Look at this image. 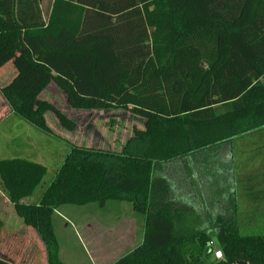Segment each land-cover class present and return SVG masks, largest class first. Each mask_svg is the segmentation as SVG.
I'll use <instances>...</instances> for the list:
<instances>
[{
  "label": "trees",
  "instance_id": "obj_1",
  "mask_svg": "<svg viewBox=\"0 0 264 264\" xmlns=\"http://www.w3.org/2000/svg\"><path fill=\"white\" fill-rule=\"evenodd\" d=\"M42 1L0 0V97L10 111L51 132L45 112L54 110L75 130L39 98L52 80L74 109L146 119L121 152L70 144L46 184L45 164L0 159L1 199L43 244L47 264H65L61 207L111 201L144 219L142 242L111 264H264V233L224 216L181 231L180 207L154 177L155 164L264 126V0H52L45 16Z\"/></svg>",
  "mask_w": 264,
  "mask_h": 264
},
{
  "label": "rangeland",
  "instance_id": "obj_2",
  "mask_svg": "<svg viewBox=\"0 0 264 264\" xmlns=\"http://www.w3.org/2000/svg\"><path fill=\"white\" fill-rule=\"evenodd\" d=\"M51 1H42L43 15L47 14ZM51 82L39 98L51 103L68 118L72 115L76 121L73 133L62 126L54 110L45 112L51 132L18 115L0 119V159L24 157L45 164L49 168L45 184L63 162L70 144L121 152L136 130L145 129L146 119L127 109L79 110L70 115L66 94ZM0 103L3 104L1 97ZM154 177L159 181L195 183V210L189 203L175 204L180 207L177 210L183 218L179 220L184 226H179L181 231L195 230L199 225L224 216L227 220H234L241 231L264 233V126L172 161L155 164ZM59 211L66 215L71 229L64 230L66 219L58 217L56 231L60 241L73 245L78 244L74 232L86 236L94 232L93 226L96 231H102V235L94 232L92 236L102 237L104 242L109 241L114 235L113 229L118 226L135 229L137 241L144 231L142 215L135 213L128 202L111 201L104 208L97 203L65 205ZM0 222L3 223L0 228L2 258L16 264L23 256L38 255L35 240L29 237L28 226L16 215L10 202L1 206ZM90 222L91 226L88 225ZM216 243L214 234L213 244ZM69 248L67 257L71 259L75 250L72 245ZM75 253L79 254L80 250Z\"/></svg>",
  "mask_w": 264,
  "mask_h": 264
},
{
  "label": "crops",
  "instance_id": "obj_3",
  "mask_svg": "<svg viewBox=\"0 0 264 264\" xmlns=\"http://www.w3.org/2000/svg\"><path fill=\"white\" fill-rule=\"evenodd\" d=\"M50 10H51V4L49 5L47 13H49ZM51 83L56 84L54 81H52ZM0 106H1L0 107V119H6L9 116L17 115L13 111H10V107L8 103L6 102V100L4 101L3 99V104L0 103ZM69 108L70 109L68 111L70 115L72 112L74 114L75 111L80 110V109H74V108L71 109L72 107L70 105H69ZM69 118L75 121V119L72 118V115L69 116ZM68 131H70V133H73L75 130H68ZM11 151H14V150H11ZM165 182L166 184H168L170 195L171 197H173L171 202L174 205L178 203L181 205L185 203H189L192 206L190 208H193V210H195V183L194 182H191L188 184H185L184 183L185 181H181V182L165 181ZM7 202H8V199L6 197L1 199V196H0V209H1V205L7 204ZM59 210L56 212L55 223L58 217H61L63 219L67 218L66 215L60 212ZM88 225L91 226V222L88 223ZM65 229L71 230L69 226L67 225V219L65 221L64 230ZM100 229H102V227ZM96 230L97 228L94 229V226H93V231L96 233H99V235H102L101 234L102 231L99 232ZM113 230H114L113 231L114 235H112L109 241H106V242H104V239H102V237L98 238V237L92 236L94 232H90L91 234L89 233V235L87 233L86 236H81L80 233L76 231L74 232V235L77 238L78 244L73 245L65 241L64 242L60 241V236L58 232L56 231V224H55V232L57 234L58 241H59L60 260L65 264H111L115 260H117L119 257L124 255L127 251L131 250L132 248H134L135 246H137L138 244L142 242L143 233H142L141 238L137 241V233H136L137 231L133 229L132 227L127 228V227L118 226V227H115ZM35 243L39 251L38 255H35L29 258H26L25 256H23L22 261L16 264H47L45 249H44L43 244L37 240H35ZM71 245L73 247V250L75 251L80 250V253L77 254L75 253V251H72L70 255L71 259H68L67 251L71 250L69 248ZM80 254L82 257L80 256Z\"/></svg>",
  "mask_w": 264,
  "mask_h": 264
},
{
  "label": "built area",
  "instance_id": "obj_4",
  "mask_svg": "<svg viewBox=\"0 0 264 264\" xmlns=\"http://www.w3.org/2000/svg\"><path fill=\"white\" fill-rule=\"evenodd\" d=\"M213 257H214V259H217V260L223 259V253H222L221 249H215L213 251Z\"/></svg>",
  "mask_w": 264,
  "mask_h": 264
},
{
  "label": "water",
  "instance_id": "obj_5",
  "mask_svg": "<svg viewBox=\"0 0 264 264\" xmlns=\"http://www.w3.org/2000/svg\"><path fill=\"white\" fill-rule=\"evenodd\" d=\"M240 264H243V263H240Z\"/></svg>",
  "mask_w": 264,
  "mask_h": 264
}]
</instances>
